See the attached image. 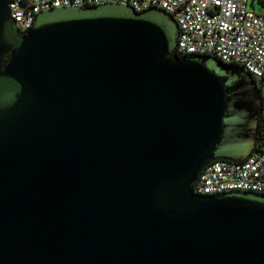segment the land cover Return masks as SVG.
<instances>
[{
  "label": "water",
  "instance_id": "obj_1",
  "mask_svg": "<svg viewBox=\"0 0 264 264\" xmlns=\"http://www.w3.org/2000/svg\"><path fill=\"white\" fill-rule=\"evenodd\" d=\"M0 0V264H264V192L195 193L252 150L251 74L175 51L157 6ZM5 56L7 59L4 61Z\"/></svg>",
  "mask_w": 264,
  "mask_h": 264
},
{
  "label": "built area",
  "instance_id": "obj_2",
  "mask_svg": "<svg viewBox=\"0 0 264 264\" xmlns=\"http://www.w3.org/2000/svg\"><path fill=\"white\" fill-rule=\"evenodd\" d=\"M107 1L128 4L135 10L162 8L177 23L175 51L179 55H213L224 63L240 65L251 74L261 99L259 139L243 159L217 158L205 164L192 183V190L264 192V14L249 7L248 0H10L9 8L18 29L25 30L39 10ZM257 1L264 5V0Z\"/></svg>",
  "mask_w": 264,
  "mask_h": 264
},
{
  "label": "rangeland",
  "instance_id": "obj_3",
  "mask_svg": "<svg viewBox=\"0 0 264 264\" xmlns=\"http://www.w3.org/2000/svg\"><path fill=\"white\" fill-rule=\"evenodd\" d=\"M251 0H248V6L252 7L256 12L264 14V5L260 4L257 0H252L253 5L250 2Z\"/></svg>",
  "mask_w": 264,
  "mask_h": 264
},
{
  "label": "trees",
  "instance_id": "obj_4",
  "mask_svg": "<svg viewBox=\"0 0 264 264\" xmlns=\"http://www.w3.org/2000/svg\"><path fill=\"white\" fill-rule=\"evenodd\" d=\"M182 54H180L178 57H180ZM7 59V56H5V58H4V61ZM224 63V62H223ZM224 64H234V63H224ZM259 126H260V119L258 120V128H259ZM259 139V137L257 136V138H256V140H258Z\"/></svg>",
  "mask_w": 264,
  "mask_h": 264
}]
</instances>
